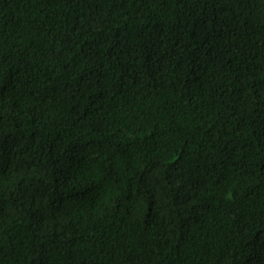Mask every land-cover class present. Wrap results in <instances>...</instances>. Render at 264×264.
Returning a JSON list of instances; mask_svg holds the SVG:
<instances>
[{"label": "trees", "instance_id": "1", "mask_svg": "<svg viewBox=\"0 0 264 264\" xmlns=\"http://www.w3.org/2000/svg\"><path fill=\"white\" fill-rule=\"evenodd\" d=\"M0 264H264V0H0Z\"/></svg>", "mask_w": 264, "mask_h": 264}]
</instances>
